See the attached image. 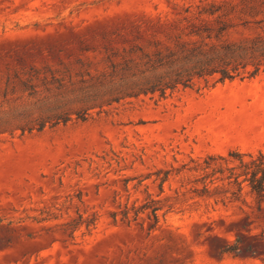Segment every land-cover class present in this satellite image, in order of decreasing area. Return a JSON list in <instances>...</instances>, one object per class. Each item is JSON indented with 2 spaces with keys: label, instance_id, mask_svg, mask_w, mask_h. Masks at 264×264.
Instances as JSON below:
<instances>
[{
  "label": "rangeland",
  "instance_id": "1",
  "mask_svg": "<svg viewBox=\"0 0 264 264\" xmlns=\"http://www.w3.org/2000/svg\"><path fill=\"white\" fill-rule=\"evenodd\" d=\"M199 46L233 79L138 94ZM253 161L264 0H0V264H264Z\"/></svg>",
  "mask_w": 264,
  "mask_h": 264
},
{
  "label": "trees",
  "instance_id": "2",
  "mask_svg": "<svg viewBox=\"0 0 264 264\" xmlns=\"http://www.w3.org/2000/svg\"><path fill=\"white\" fill-rule=\"evenodd\" d=\"M231 62L227 55L210 54L202 46L190 50L183 49L180 54L161 58L151 65L154 75L147 78V83L138 90L140 93L160 91L165 95L167 90H174L182 85L188 87L195 77L222 73V79H233L229 73ZM243 163V162H242ZM253 170L245 174L246 179L238 183L240 191L244 182H248L252 193L264 202V166L257 161L251 163ZM248 165L246 164L245 167Z\"/></svg>",
  "mask_w": 264,
  "mask_h": 264
}]
</instances>
